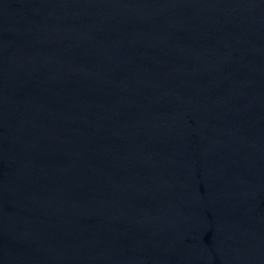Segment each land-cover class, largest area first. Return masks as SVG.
<instances>
[{
  "label": "water",
  "instance_id": "obj_1",
  "mask_svg": "<svg viewBox=\"0 0 264 264\" xmlns=\"http://www.w3.org/2000/svg\"><path fill=\"white\" fill-rule=\"evenodd\" d=\"M0 264H264L235 0H0Z\"/></svg>",
  "mask_w": 264,
  "mask_h": 264
}]
</instances>
